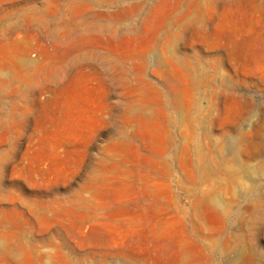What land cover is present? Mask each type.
<instances>
[{"label": "rangeland", "instance_id": "rangeland-1", "mask_svg": "<svg viewBox=\"0 0 264 264\" xmlns=\"http://www.w3.org/2000/svg\"><path fill=\"white\" fill-rule=\"evenodd\" d=\"M0 264H264V0H0Z\"/></svg>", "mask_w": 264, "mask_h": 264}]
</instances>
